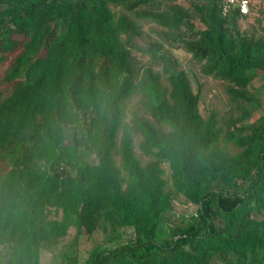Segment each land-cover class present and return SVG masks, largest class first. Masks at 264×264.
Segmentation results:
<instances>
[{
    "label": "trees",
    "instance_id": "1",
    "mask_svg": "<svg viewBox=\"0 0 264 264\" xmlns=\"http://www.w3.org/2000/svg\"><path fill=\"white\" fill-rule=\"evenodd\" d=\"M147 1L0 0V264H40V248L52 249L69 227L55 264H264V112L243 122L258 105L247 85L264 71V34L240 32L239 14H222L219 0L136 8ZM111 3L160 26L163 41H179L202 74L225 82L237 113L223 118L209 107L202 116L200 84L159 47L143 50L159 58L165 84L139 64L129 47L143 30ZM137 89L150 118L132 111L126 121L123 100ZM132 133L150 156L144 162ZM79 145L96 160L80 161ZM176 193L197 205L195 220L158 239ZM217 216L235 231L223 234ZM101 221L131 226L133 237L80 261L78 236L105 230Z\"/></svg>",
    "mask_w": 264,
    "mask_h": 264
},
{
    "label": "rangeland",
    "instance_id": "2",
    "mask_svg": "<svg viewBox=\"0 0 264 264\" xmlns=\"http://www.w3.org/2000/svg\"><path fill=\"white\" fill-rule=\"evenodd\" d=\"M175 1L183 6H188L191 0ZM169 2L170 0H149L145 3L139 4L136 8L156 10L163 8ZM250 5L251 12L245 16L238 17L235 25L240 32L249 36L258 37L264 34V0H251ZM110 7L113 10L114 15H117L120 12L126 13L141 26L143 32L133 38V44L129 47V53L136 58L139 64L143 66H150L152 71L158 74L160 81L165 84L166 82L164 80L159 58L153 57L150 53L143 50V48L153 50L154 48L159 47V51L167 53L172 58V68L176 70L183 68L187 71L193 88L197 86V83L200 84L198 109L202 116L207 115L209 107L216 109L218 114L223 118L230 115L234 116L237 113L224 91L225 82L221 79L213 78L210 75L202 74L199 71V63L191 57L190 53L182 47L179 41H163L154 31V28L158 29L160 26L154 24L145 17H137L131 10L124 8L120 4L111 3ZM191 22L194 29H201L204 27V24L195 17L191 19ZM185 36L184 32V34H182V38ZM6 65V62L0 65V75L3 73ZM247 89L251 95L256 98L258 105L251 111L250 116L243 120L244 123L254 120L264 112V71H259L250 79ZM146 100L147 98L141 90L137 89L130 93L122 103L124 109V120H129L132 111H137V113L142 116L150 118L148 109L145 105ZM119 138L120 130L117 132L116 148L112 154L114 162L118 166H120V156L118 151ZM132 138V148L138 159L141 162L149 159L150 156L142 152L138 146L140 134L132 133ZM220 143L229 151H235L238 149V147L232 143H224L222 140ZM78 159L83 162H93L96 160V156L92 151H88L83 145H79ZM161 166L163 168L162 176L167 182H169L170 170L167 162H161ZM121 171L123 172L122 169ZM196 207L197 205L190 202L182 193L171 194L159 218L157 238L163 239L165 237H171L174 232V226H186L187 224L193 222L195 220ZM51 214L52 211H50V215ZM261 215L264 217V212ZM223 221L224 220L219 216L212 218V222L215 226L219 227L222 225L223 228L221 229V232L223 234H232L237 226L234 223L224 224ZM101 224L105 226V230L98 227L90 233L82 232L78 236L77 243L80 261L84 259L88 250L111 246L117 240H126L133 237L131 226L109 225L104 221H101ZM73 232V227H69L66 234L57 240L54 246H52V249L41 247L39 252V263L55 264V260L57 259L56 254L58 253L59 248H61L69 240ZM212 264L227 263L215 258Z\"/></svg>",
    "mask_w": 264,
    "mask_h": 264
},
{
    "label": "built area",
    "instance_id": "3",
    "mask_svg": "<svg viewBox=\"0 0 264 264\" xmlns=\"http://www.w3.org/2000/svg\"><path fill=\"white\" fill-rule=\"evenodd\" d=\"M251 0H219L220 11L226 14L232 9L237 11L239 17L245 16L251 12Z\"/></svg>",
    "mask_w": 264,
    "mask_h": 264
}]
</instances>
